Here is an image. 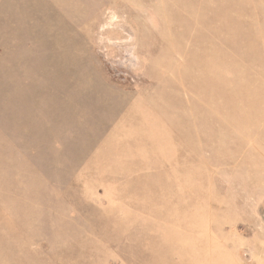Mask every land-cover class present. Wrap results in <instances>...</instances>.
Instances as JSON below:
<instances>
[{
  "label": "rangeland",
  "instance_id": "374dc122",
  "mask_svg": "<svg viewBox=\"0 0 264 264\" xmlns=\"http://www.w3.org/2000/svg\"><path fill=\"white\" fill-rule=\"evenodd\" d=\"M0 264H264V0H0Z\"/></svg>",
  "mask_w": 264,
  "mask_h": 264
}]
</instances>
